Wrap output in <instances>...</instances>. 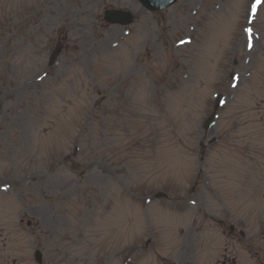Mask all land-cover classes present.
Returning a JSON list of instances; mask_svg holds the SVG:
<instances>
[{
  "label": "rangeland",
  "instance_id": "1",
  "mask_svg": "<svg viewBox=\"0 0 264 264\" xmlns=\"http://www.w3.org/2000/svg\"><path fill=\"white\" fill-rule=\"evenodd\" d=\"M204 1L198 17L218 16L194 37L143 16L138 5L134 26L103 22L104 10L133 9L132 0H0V185L13 187L12 195L0 193V264H34L35 248L46 264H124L151 238L149 227L157 232L151 246L173 234L174 244L162 248L173 254L178 227L191 216L169 228L164 221L148 226L145 214L158 222L159 207L169 204L154 201L159 191L182 198L185 210L189 200L223 188L221 205L246 214L247 229L254 214L264 220V7L263 38L246 67L241 28L253 0ZM181 9L182 1L166 18L177 20ZM186 34L193 41L175 50ZM216 93L224 103L207 133L201 123ZM212 137L219 143L210 144ZM196 166L213 171L210 186L202 172L192 186ZM134 207L141 224L128 231L125 212ZM261 225L251 233L264 239ZM147 252L130 264H148ZM238 255L240 264H252L246 251Z\"/></svg>",
  "mask_w": 264,
  "mask_h": 264
},
{
  "label": "snow or ice",
  "instance_id": "2",
  "mask_svg": "<svg viewBox=\"0 0 264 264\" xmlns=\"http://www.w3.org/2000/svg\"><path fill=\"white\" fill-rule=\"evenodd\" d=\"M261 2V0H257V4H259ZM255 7V6H254Z\"/></svg>",
  "mask_w": 264,
  "mask_h": 264
}]
</instances>
